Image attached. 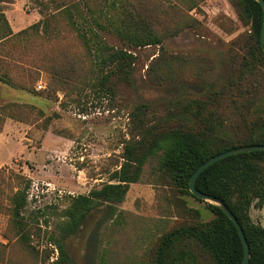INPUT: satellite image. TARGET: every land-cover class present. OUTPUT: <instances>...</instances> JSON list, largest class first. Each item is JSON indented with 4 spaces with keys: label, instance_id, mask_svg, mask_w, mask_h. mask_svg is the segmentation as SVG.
I'll list each match as a JSON object with an SVG mask.
<instances>
[{
    "label": "rangeland",
    "instance_id": "374dc122",
    "mask_svg": "<svg viewBox=\"0 0 264 264\" xmlns=\"http://www.w3.org/2000/svg\"><path fill=\"white\" fill-rule=\"evenodd\" d=\"M138 1L151 8L161 44L134 52L131 82L100 86L93 60L57 10L75 0H0V264H59L52 240L64 211L72 198L114 183L123 143L139 124L155 133L207 131L193 116L201 112L213 124L225 121L229 134L241 119L264 127V61L232 1L195 0L192 9L187 0ZM81 11L86 22L95 16ZM43 20V31L18 36ZM230 97L255 105L236 113ZM158 156L146 160L122 202L96 205L63 239L73 264H153L164 235L213 220V204L177 188ZM22 190L16 227L13 198ZM255 204L249 218L264 229V204ZM187 242L189 264H212Z\"/></svg>",
    "mask_w": 264,
    "mask_h": 264
},
{
    "label": "trees",
    "instance_id": "16d2710c",
    "mask_svg": "<svg viewBox=\"0 0 264 264\" xmlns=\"http://www.w3.org/2000/svg\"><path fill=\"white\" fill-rule=\"evenodd\" d=\"M187 1L190 9L198 5L195 0ZM231 1L239 20L250 26L255 37V52L264 61L259 46L262 23L259 4L254 0ZM82 9L90 16L95 15L90 17V22H86L82 16ZM57 10L65 17L68 27L74 31L86 54L93 60V69L98 76L94 82H99L100 86L113 79L124 84L131 82L136 59L134 52L161 44L162 39L154 30L151 8L138 0H75L70 8L60 6ZM43 26L45 21H39L19 32L18 36L26 35L29 31H43ZM100 32L114 36L121 46L117 48L108 45L99 37ZM108 91L111 93L113 86L110 85ZM228 105L232 111L242 114L249 112L255 104L251 100L235 101L230 97ZM140 109L136 108L137 119ZM193 116L207 131L175 129L155 133V128H145L143 123L138 125L136 137L132 136L123 143L122 163L110 176L114 183L104 184L98 190L72 198L70 206L64 211L65 220L60 225L59 235L52 240L58 252L59 264H73L65 251L63 239L81 227L96 205L122 202L129 185L139 181L142 167L148 158L159 154V169L168 175L177 188L188 192L192 174L209 158L241 146L264 145V127L260 122L247 124L241 119L231 126L236 131L229 134L224 129L225 121L213 124V115H203L201 112ZM242 130L245 133L239 135ZM195 188L222 201L234 215L249 248L248 264H264V229L254 224L248 215L252 202L256 201L255 205L260 208L264 204V152L237 154L213 163L197 176ZM25 202L26 191L17 192L12 208V222L16 227ZM207 206L214 214L213 220L179 228L164 235L156 249L153 264H189L187 241L209 257L212 264L242 263L243 247L234 225L217 206Z\"/></svg>",
    "mask_w": 264,
    "mask_h": 264
},
{
    "label": "water",
    "instance_id": "95a60500",
    "mask_svg": "<svg viewBox=\"0 0 264 264\" xmlns=\"http://www.w3.org/2000/svg\"><path fill=\"white\" fill-rule=\"evenodd\" d=\"M257 4H259L261 10H262V23H261V28H260V33H259V46L260 49L264 55V0H254ZM255 151H262L264 152V145H251V146H241L238 148H234L231 150H228L226 152L220 153L218 155H215L211 158H209L208 160H206L205 162H203L196 170L195 172L192 174L190 181H189V192L196 197L199 200H203V201H207L211 204H213L214 206H217L222 213L227 216V218L232 222V224L234 225L240 242L242 244L243 247V261L241 264H248V260H249V248L247 245V242L245 240L243 231L238 223V221L236 220V218L234 217V215L230 212V210L226 207V205L220 201L219 199H216L214 197L208 196L206 194H203L199 191L196 190L195 188V180L197 178V176L207 167L211 166L213 163L222 160L226 157L229 156H234L237 154H244V153H250V152H255Z\"/></svg>",
    "mask_w": 264,
    "mask_h": 264
},
{
    "label": "crops",
    "instance_id": "0c3cea01",
    "mask_svg": "<svg viewBox=\"0 0 264 264\" xmlns=\"http://www.w3.org/2000/svg\"><path fill=\"white\" fill-rule=\"evenodd\" d=\"M2 160H0V163H1Z\"/></svg>",
    "mask_w": 264,
    "mask_h": 264
}]
</instances>
